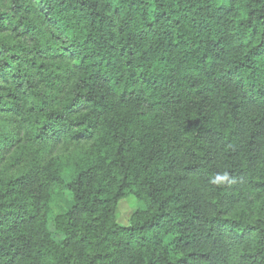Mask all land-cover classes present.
I'll use <instances>...</instances> for the list:
<instances>
[{"label":"trees","instance_id":"16d2710c","mask_svg":"<svg viewBox=\"0 0 264 264\" xmlns=\"http://www.w3.org/2000/svg\"><path fill=\"white\" fill-rule=\"evenodd\" d=\"M30 20L39 59L0 42V264H264V0H8L0 38Z\"/></svg>","mask_w":264,"mask_h":264},{"label":"rangeland","instance_id":"374dc122","mask_svg":"<svg viewBox=\"0 0 264 264\" xmlns=\"http://www.w3.org/2000/svg\"><path fill=\"white\" fill-rule=\"evenodd\" d=\"M0 13L2 15L8 14V0H0ZM35 28L34 34L24 40V44L19 43V40H12L8 37L0 38V42H8L11 46H18L22 45L25 50L29 51L30 56L36 57L39 59L38 55H35L33 52V44L38 43L42 37V35L49 34V28L42 24L40 21L37 20H30L29 21ZM75 153L74 150L71 151L70 154ZM68 156H72V155ZM16 171V168L11 167L8 163L0 162V181L5 179L11 175H13ZM73 175V167L68 166L64 171V181L68 183L71 181ZM50 207L52 210V217H56L58 215H62L67 213L72 208V202L70 193L67 190H62L59 187H55L52 190V201L50 203ZM143 205L135 200L134 197L129 196L122 199L117 208L116 212V219L117 223L121 226H128V221L132 213L136 210L142 209ZM52 220L49 222V228L52 230ZM171 238H167L166 242H170Z\"/></svg>","mask_w":264,"mask_h":264},{"label":"clouds","instance_id":"9594fccd","mask_svg":"<svg viewBox=\"0 0 264 264\" xmlns=\"http://www.w3.org/2000/svg\"><path fill=\"white\" fill-rule=\"evenodd\" d=\"M225 179L227 178V176L225 175V177H224Z\"/></svg>","mask_w":264,"mask_h":264}]
</instances>
